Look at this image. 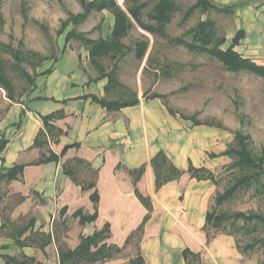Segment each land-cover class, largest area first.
Listing matches in <instances>:
<instances>
[{
    "label": "crops",
    "instance_id": "crops-1",
    "mask_svg": "<svg viewBox=\"0 0 264 264\" xmlns=\"http://www.w3.org/2000/svg\"><path fill=\"white\" fill-rule=\"evenodd\" d=\"M207 1L217 8H231L230 15L212 10L225 18L224 43L220 49L231 47L239 33L233 51L264 66V0ZM111 17L107 33L98 36L99 39L110 34ZM98 37L88 39L98 40ZM151 49L152 45L148 46L139 62L145 64L149 60ZM58 50L52 63L37 73L33 87L20 102L6 98L8 105L0 117V140L5 141L0 152V173L5 174L3 169L24 166L16 181L0 179V187L9 190L7 197H17L8 209L2 203L0 212H6L8 224L18 225L24 220L22 224L26 226L33 222L17 238L11 230L7 232L6 222L0 216V231H3L0 264H8L6 257L20 261L22 256L40 264H59V248L74 250L81 237L91 236L106 224L109 236L102 244L116 246L121 251L97 264H130L137 256L145 264H184L181 255L184 249L199 253L204 264H239L232 236L216 233L207 241L203 229L214 184L192 178L188 172L192 166L214 175L230 165L232 158L222 153L233 138L211 126L190 124V119L175 114L162 98H143L141 91L136 92L138 104L107 110L91 98L115 101L110 97L119 88L106 91L108 79L94 69L87 48L82 43L70 45L64 36ZM46 70L50 72L42 74ZM48 116L53 117L48 123L60 132L53 137L47 134L41 120ZM40 131L46 137L47 145L43 148L33 145ZM66 146L74 147L67 149L58 162L33 165L42 155L48 156L47 151L60 155ZM158 152L181 175L156 190L150 160ZM74 160L81 163L75 165ZM69 163L77 170L81 184L92 183L94 187L82 190V185L64 175L62 167ZM141 168L143 173L135 182L132 173ZM94 191L98 195L97 203L90 199ZM135 191L150 200L151 211L140 239L128 242L148 213ZM78 210L87 216L96 210L97 217L82 225L79 217L73 216ZM40 239L47 243L42 246ZM32 240L38 245L31 244Z\"/></svg>",
    "mask_w": 264,
    "mask_h": 264
},
{
    "label": "rangeland",
    "instance_id": "rangeland-1",
    "mask_svg": "<svg viewBox=\"0 0 264 264\" xmlns=\"http://www.w3.org/2000/svg\"><path fill=\"white\" fill-rule=\"evenodd\" d=\"M116 2L125 10L124 1ZM169 2L172 11L165 38L143 35L139 28L134 27L123 39L132 52L139 42H147L149 47L152 45L148 57L150 61L147 60L145 64L139 62L133 57L134 53H127L116 62L103 61L107 71L116 66L119 81L128 90L123 93L118 89L110 98L129 99L139 91L143 98L161 95L166 106L180 117L190 119V124L211 126L233 138L228 147L236 148L235 134L247 135L249 149L256 162L260 163L263 173L250 188L235 191L217 205L216 196L231 188L236 179L243 175L237 168H229L231 164L220 168L214 174L216 182L212 183L215 192L209 212L228 215L242 212L264 216V78L245 70L229 72L208 52L188 48L202 21L213 22L217 36H224L225 18L198 6L197 0ZM158 3L159 0H147L143 15L151 12ZM82 13L80 0H0V46L7 48L5 52L4 49L0 50V59L3 60L4 76L10 83L14 102L24 98L32 87L30 81L58 55V43L73 28L71 16ZM111 16L107 11L91 13L84 23L75 27V33L87 39L90 36H104ZM62 25L66 28L60 34ZM68 42L70 45L81 44L75 38ZM36 65L40 66L34 68ZM6 96L0 84V117L8 105ZM8 191L3 185L0 187V205L4 203L7 209L17 201V197H7ZM2 197L7 198L1 200ZM0 216L5 220L6 212H0ZM5 222L7 232L25 223L24 220L20 222L21 225ZM222 232L210 229L208 235L211 238ZM224 234H233L239 264H264L263 244L258 243L253 251H241L245 245L264 238V224L240 220L230 226L228 222L224 224Z\"/></svg>",
    "mask_w": 264,
    "mask_h": 264
},
{
    "label": "trees",
    "instance_id": "trees-1",
    "mask_svg": "<svg viewBox=\"0 0 264 264\" xmlns=\"http://www.w3.org/2000/svg\"><path fill=\"white\" fill-rule=\"evenodd\" d=\"M126 5L125 10L119 7L116 0H80L83 13L78 16H71L70 23L73 28L66 33L65 41L75 38L79 40L88 50L89 60L94 69L99 73L101 77H107L108 85L106 86V91L109 92L114 88H119L123 93L128 90L124 87L117 79V68L114 65L111 70L107 71V68L104 66L103 61L116 62L120 57H124L127 53H131L132 50L129 49L122 43V40L126 38L129 32L137 27L141 31L151 35L161 38L166 37V25L170 22V13L172 11L171 4L169 0H159L158 5L147 15H143V10L147 7V0H123ZM197 5L203 7L207 10H214L218 13L230 15L231 8H217L214 5L210 4L207 0H197ZM102 11H108L113 16V26L111 28L110 34L105 39L90 40L85 38L82 34L75 33V27L84 23L88 16L91 13H100ZM66 27L62 25L60 34L63 33ZM215 24L213 22L202 21L198 24L193 43L188 45V48L197 52H208L209 55L213 58L215 57L218 61L225 67L229 72H240V71H249L252 74H255L259 77L264 78V66H258L251 62L248 59H243L233 51V45H235L241 34H237L233 39L232 46L226 50H221L220 46L224 43V37H218L215 29ZM147 42H139L134 49V58L137 61L143 59L146 50ZM4 49L6 51V46H0V50ZM17 59V56H16ZM40 65L34 66V68L39 67ZM50 70H46L42 74L49 73ZM0 84L1 88L6 92V98L14 102V97L10 93V83L5 79L3 71V60L0 59ZM30 84L34 85V80L30 81ZM157 98H162V96H153ZM93 102L99 104L100 106L106 108L107 110H118L120 108H125L129 106H134L138 104L136 96L133 98L125 99L124 97H119L115 101H106L99 100L95 97L91 98ZM52 116L42 117L44 128L47 134L50 137L58 135L60 132L55 130L54 126H51L48 122L52 119ZM187 120V118H184ZM196 124V123H194ZM198 125V124H196ZM247 135H242L240 133L235 134L234 141L236 142V148L228 147L225 152L222 153L224 156L235 157L236 160L232 161L229 168L238 169L243 175L236 179L234 185L223 192L220 195L216 196L215 203L217 205L222 204L227 200L235 191L250 188L253 183H255L263 173L260 163H257L256 158L252 155L249 146ZM34 147L43 148L47 145L45 133L40 131L36 136ZM5 146V141L0 140V152ZM74 146H66L60 155H55L50 151L48 156L42 155V159L36 161L33 165L45 164L48 162H58L59 158L64 155L67 149ZM75 165L81 163L79 160L73 161ZM71 163V162H70ZM69 164H64L63 174L70 178L75 184L82 185V190L91 189L94 185L91 183L81 184V180L77 177V170L74 169ZM150 166L153 169L155 176V186L156 190L162 187L163 185L177 180L181 172L177 170L166 158L162 152H158L151 160ZM24 166H14L10 169H3L5 174L0 173V179H6V181L17 180V176L22 174ZM188 172L192 178L197 180H209L213 183L216 182L215 176L208 172L204 168L195 169L192 166H189ZM143 173V168L134 171L132 174L134 176V181L136 182ZM135 195L143 207L147 210V214L144 216L142 223L136 229L134 234L128 237L129 240L136 238L138 241L140 239V234L142 228L146 221L149 219V212L151 211L150 200L148 198L142 197L137 191ZM92 202L97 203L98 195L94 191L90 196ZM74 217H79L80 224L91 223L95 221L97 217V212L90 215H83L80 210L76 211L73 214ZM243 221L245 223H260L264 224V216L259 214H244L242 212H236L231 215L225 213H216L215 211L207 212L205 215V225L203 227L206 232L207 241H209L208 232L210 229H214L217 232L224 233V224L230 222L232 226L237 221ZM10 225V224H9ZM33 226V222L30 221L26 226H17L11 229L12 234L19 238L25 234L30 227ZM5 227V224H4ZM233 236V234H228ZM109 236V226L108 224L104 225L103 229L100 231H95L89 237H81L78 246L70 251L63 250L59 248V264H97L105 262L120 253L121 249L112 246L102 244V242L107 239ZM38 238V237H37ZM41 240V239H40ZM42 246L47 242L44 239L41 240ZM19 243V242H18ZM30 243V242H29ZM26 243V244H29ZM258 243L264 245V238L262 240H255L252 243L245 245L241 251H253ZM31 244H37V241H31ZM20 245H25L24 243ZM184 264H202L201 256L199 253H194L188 249H184L181 253ZM6 263L8 264H40L35 261L33 258H28L22 256L20 261L6 257ZM130 264H145L140 256H137L135 259L130 261Z\"/></svg>",
    "mask_w": 264,
    "mask_h": 264
}]
</instances>
